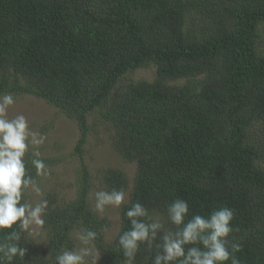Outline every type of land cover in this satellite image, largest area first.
<instances>
[{
    "label": "trees",
    "instance_id": "obj_1",
    "mask_svg": "<svg viewBox=\"0 0 264 264\" xmlns=\"http://www.w3.org/2000/svg\"><path fill=\"white\" fill-rule=\"evenodd\" d=\"M260 29L264 0H0V95L39 98L79 133L74 198L48 194L41 242L13 225L26 254L12 264H55L82 230L97 232L98 264H123L125 209L140 202L170 227L166 206L177 198L189 215L232 209L229 239L242 245L240 264H264ZM141 69L153 70L150 81L122 82ZM94 113L114 151L135 167L131 185L119 169L96 177L105 190L128 191L110 241L109 221L88 203L93 179L82 158ZM31 159L28 152L26 170L37 180ZM154 254L141 245L135 264H151Z\"/></svg>",
    "mask_w": 264,
    "mask_h": 264
},
{
    "label": "clouds",
    "instance_id": "obj_2",
    "mask_svg": "<svg viewBox=\"0 0 264 264\" xmlns=\"http://www.w3.org/2000/svg\"><path fill=\"white\" fill-rule=\"evenodd\" d=\"M16 104L11 93L0 95V232L18 225L27 231L30 226H42V215L48 201L41 199L35 205L22 202L28 190L42 195L38 181L26 170V154L30 147L37 148L45 137L33 131L23 114L9 118L8 112ZM36 177H47L50 172L40 158L38 150L32 153L30 161ZM123 189H100L94 193L95 210L104 212L107 206L121 208L125 204ZM185 199L177 198L166 206L167 227L159 216L150 215L149 209L140 202L127 207L124 216L129 227L119 234L117 246L124 257L123 264H135L141 247L155 249L151 264H240L237 253L242 245L230 240L234 231L231 221L234 211L226 206L212 210L207 216L191 214ZM76 239L79 246L64 249L55 256V264H87L86 258H95L94 241L97 232L82 230ZM21 234L12 230L6 232L0 241V264H12L16 257L23 258L26 249L19 245Z\"/></svg>",
    "mask_w": 264,
    "mask_h": 264
},
{
    "label": "rangeland",
    "instance_id": "obj_3",
    "mask_svg": "<svg viewBox=\"0 0 264 264\" xmlns=\"http://www.w3.org/2000/svg\"><path fill=\"white\" fill-rule=\"evenodd\" d=\"M259 34L261 47H264V30L260 29ZM152 76V69H141L135 71L132 75H126L122 82L127 83L129 80L150 81ZM179 83L181 84L183 81L181 80ZM14 97L16 98V104L9 109V118L23 114L30 128L45 137L44 143L38 149L30 147L28 152L32 154L38 150L40 157L54 160L52 164L47 166L50 172L49 176L37 178L42 188V195L37 196L28 190L24 193L25 202L35 205L41 199H46L50 192L56 193L57 198L65 202L72 200L76 194L75 181L77 170L80 166L78 157L72 155L79 136L75 122L65 117L56 108L32 95H18ZM88 125L89 134L82 155L83 162L87 165L93 179L88 194V203L98 216L106 217L109 221L110 226L105 232V239L106 241H110L119 230L120 208L117 209L107 206L102 213L95 210L94 193L103 189L102 186L100 187V183L96 177L99 176V173L104 168L119 169L127 175L131 185L135 167L133 164L124 162L114 151L108 138L109 135L105 131L104 124L101 120H97L96 113L88 116ZM261 166L264 168V162L261 163ZM125 194L126 202L128 199V191ZM24 232L37 242H41L44 239L41 226L32 225L29 230ZM78 233L80 232L75 231L72 235L75 247L79 246V241L76 239ZM86 259L87 264H93L92 258ZM97 260L98 255L95 258V264H98Z\"/></svg>",
    "mask_w": 264,
    "mask_h": 264
}]
</instances>
